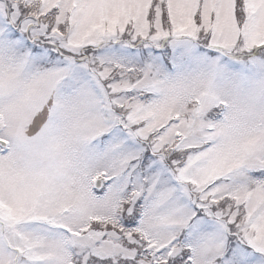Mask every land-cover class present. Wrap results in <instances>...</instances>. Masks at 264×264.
<instances>
[{"label":"snow or ice","instance_id":"obj_1","mask_svg":"<svg viewBox=\"0 0 264 264\" xmlns=\"http://www.w3.org/2000/svg\"><path fill=\"white\" fill-rule=\"evenodd\" d=\"M0 264H264V0H0Z\"/></svg>","mask_w":264,"mask_h":264}]
</instances>
